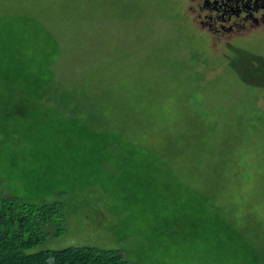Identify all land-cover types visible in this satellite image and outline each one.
<instances>
[{
    "label": "rangeland",
    "instance_id": "rangeland-1",
    "mask_svg": "<svg viewBox=\"0 0 264 264\" xmlns=\"http://www.w3.org/2000/svg\"><path fill=\"white\" fill-rule=\"evenodd\" d=\"M74 1L30 0L50 13L90 11L87 38L70 34L72 61L91 47L96 82L108 89L88 103L43 102L59 45L40 26L0 21V196L60 201L67 214L65 233L48 224L31 251L94 246L132 264H264V33L211 32L202 0H120L134 12L121 25L110 21L111 0ZM230 169L251 183H228Z\"/></svg>",
    "mask_w": 264,
    "mask_h": 264
},
{
    "label": "trees",
    "instance_id": "trees-1",
    "mask_svg": "<svg viewBox=\"0 0 264 264\" xmlns=\"http://www.w3.org/2000/svg\"><path fill=\"white\" fill-rule=\"evenodd\" d=\"M111 1L112 24L121 25L126 18H132L134 12L130 5L121 4L120 0ZM73 2L75 1L72 0ZM38 6L39 8H34L30 0H0V21L10 22L12 18H17L25 20L23 22L30 26H40L37 27L40 34L59 45L52 51L55 58L48 56L47 68L51 69L52 76L41 85L42 101L88 103L98 99L108 88L103 89L102 85L96 82L92 48L84 49L80 54L81 59L72 61L74 48L70 34L72 31L74 34L84 33L87 38L86 31L94 26L90 11L82 12L78 5L63 4L67 11L63 16L62 5L59 11L53 13L45 10L42 4ZM103 11L97 10L98 17L100 12L102 15L101 22L97 19L98 26L105 21ZM64 22L65 27H61ZM62 57H66V63H63ZM75 58L77 59L78 55ZM68 61L72 62L69 66H72L74 75L67 78L64 73L67 71L65 65ZM225 174L228 183H251L244 170L230 169ZM66 223V207L63 202L38 205L19 196L1 195L0 264H132L125 253L118 249L69 246L63 249L31 251L45 241L48 224L55 225L54 235L58 237L65 233Z\"/></svg>",
    "mask_w": 264,
    "mask_h": 264
},
{
    "label": "flooded vegetation",
    "instance_id": "flooded-vegetation-1",
    "mask_svg": "<svg viewBox=\"0 0 264 264\" xmlns=\"http://www.w3.org/2000/svg\"><path fill=\"white\" fill-rule=\"evenodd\" d=\"M199 10L202 27L213 33H264V0H202Z\"/></svg>",
    "mask_w": 264,
    "mask_h": 264
}]
</instances>
